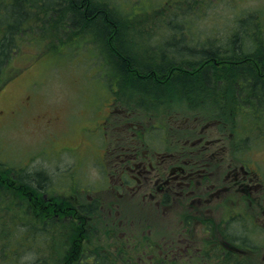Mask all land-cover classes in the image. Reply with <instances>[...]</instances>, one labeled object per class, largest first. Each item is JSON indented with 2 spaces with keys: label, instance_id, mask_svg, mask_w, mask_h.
Returning <instances> with one entry per match:
<instances>
[{
  "label": "rangeland",
  "instance_id": "374dc122",
  "mask_svg": "<svg viewBox=\"0 0 264 264\" xmlns=\"http://www.w3.org/2000/svg\"><path fill=\"white\" fill-rule=\"evenodd\" d=\"M110 1L118 4V10L123 13L120 14L123 17L121 36L126 37L124 41L135 44L133 49L142 45L143 50L150 53L157 49L155 46L162 45L160 48H164L169 41L175 40L177 43V40H181L180 47L192 53L201 49L197 48L199 41L211 36L209 46L218 45L234 30L237 32L241 24H247L248 31L264 43V0H183L179 3L176 0ZM180 7L184 9L179 10ZM247 15L253 18L249 21ZM245 18L247 20L243 22ZM100 50L92 42L87 43L85 48L80 44L77 53L67 58L49 51L37 52L34 48H24L10 60L0 83L1 176L10 172L9 177L13 171L3 169L1 164H15V170L20 172L23 181L31 186L41 200H44V196H53L60 203L65 201L67 205L57 218H70V222L67 221L71 224L77 221L80 230L74 237L82 236L84 225L82 220L72 219L71 211L76 206L86 205L90 197L95 198L97 194L101 196L95 191L107 186L108 169L101 163H110V155L104 161L101 156L106 152L110 131L103 128L109 124L103 118L107 115L106 104L110 103L109 100L113 103V109H116L112 111L115 112V118L129 117L133 111L137 117L145 119L142 130L151 141L157 142L160 150L167 152L179 148L196 151L201 144L191 143L199 142L196 138L201 133L204 137L202 144L203 141L211 143L220 138L217 145H223V142L231 144L230 157L248 163L247 168L252 169V174L258 171L264 179V141H255L254 138L249 141V136L244 135L249 130L244 126L237 128L236 135H227L233 132L232 125L224 124L227 127L225 130L223 123L217 121L219 103L216 106V99L213 98H217L219 93L214 91L224 86L217 85L214 91L203 93L200 100L180 94L171 99L169 92L163 97L148 98L139 89L129 91L122 87L116 88L114 92L105 78L109 76V70L107 74L105 72L106 62L102 63L100 56L96 55V51L100 53ZM244 50L251 51L247 47ZM193 59L196 60L195 57ZM121 109L129 110L125 113L127 110ZM196 114L200 115V122H191L190 117ZM43 115L56 116L58 119L49 126L40 119ZM95 122H100L97 131L102 133L88 136L89 132L86 134L83 128ZM157 123L159 126H155ZM95 160L100 164L99 167ZM12 174L17 177V174ZM34 174H37V180ZM0 191L1 195L12 193L25 196L26 199L22 191L15 192L12 187L9 189L1 179ZM250 191L251 195H242L238 207L241 215H235V219L230 221L232 231L246 237H251L254 223L258 224L255 229L264 226V189ZM117 197L120 203L112 209L113 219L100 212L91 213L90 218H85L89 232L86 239L82 237L80 241L89 261L100 253L117 260L118 264H153L150 261L153 256L149 254L152 243L178 237L179 230L184 228L180 226L182 220L186 221L188 214H193L186 207L188 200H183V208L173 206V197L166 206L159 199L160 202L156 203L155 199ZM70 204L73 208H70ZM6 209L0 208V213L4 214L0 218L2 245L14 225L11 222L12 215ZM222 210V207L214 206L209 213L218 220L221 219ZM32 212L36 215L35 211ZM120 218L123 219L122 224ZM15 227L22 228V225L15 224ZM48 227V230L40 232L41 236L37 234L29 250L21 252L18 257L21 261L37 259L39 264H64L74 247L73 239L69 238V233H61L57 224H49ZM51 228H57L60 232L52 231ZM131 234L128 239L126 235ZM254 235V241L259 244L256 253L264 257V241ZM250 243L247 245L249 248L252 247ZM144 249L148 250V254H143ZM209 249V243L195 244L191 252L186 250L180 258L173 256L171 264L225 262L215 258L210 261ZM125 250L127 256H124ZM141 255L144 256L140 259ZM102 264L110 263L103 260ZM248 264H260L259 259L248 260Z\"/></svg>",
  "mask_w": 264,
  "mask_h": 264
},
{
  "label": "trees",
  "instance_id": "16d2710c",
  "mask_svg": "<svg viewBox=\"0 0 264 264\" xmlns=\"http://www.w3.org/2000/svg\"><path fill=\"white\" fill-rule=\"evenodd\" d=\"M120 14L123 13L118 10V4L110 0H0V83L10 60L24 48L72 58L80 44L85 48L92 42L101 49L96 55L100 56L102 63L106 62L105 72L107 74L109 70V76L105 78L114 92L122 87L129 91L139 89L148 98L163 97L169 92L171 99L180 94L200 100L203 93L214 91L217 85L224 86L214 91L219 93L217 98H213L216 106L219 103L217 121L223 123L225 130L224 124L232 125L235 135L237 128L244 126L249 130L244 134L249 136V141L252 138L264 141V43L248 31L247 24L238 25L237 32L234 30L222 40V44L215 43L213 47L209 46L208 38L198 42L197 48L201 49L190 53L180 47L181 40L177 43L173 40L167 47L155 46L157 49L149 53L143 50L142 45L133 49L135 44L124 41L126 37L120 32L123 24ZM244 47L251 51H245ZM1 165L3 169L13 170L9 177L10 172L3 176L0 173L1 182L15 192L22 191L30 201L27 202L22 195H1L0 191V208H7L14 224L13 230L2 241L4 245L0 243V264H39L37 259L21 261L18 257L22 251L32 247L37 234L41 236L40 232L48 230L49 224L59 225L61 233H69V238L73 239L74 247L65 264H102L103 260L118 264L117 260L100 253L92 261L85 255L83 262H78L80 239L86 238L89 232L85 218L95 213L94 208L91 211L85 208L72 211L73 217H79L73 219L82 220L84 225L82 236L74 237L80 230L77 221L71 224L70 219L68 222L55 215H61L60 208L67 205L65 201L60 203L55 198L57 204L54 199L49 204L37 202L38 194L23 181L20 172L15 170L16 165ZM33 176L38 179L37 174ZM2 216L4 214L0 213V218ZM15 224H21L22 228L15 227ZM51 230L60 232L57 228ZM157 246L152 250L156 258L150 261L153 264H171L170 260H164L157 253ZM127 255L125 250L124 256Z\"/></svg>",
  "mask_w": 264,
  "mask_h": 264
},
{
  "label": "flooded vegetation",
  "instance_id": "af4514ba",
  "mask_svg": "<svg viewBox=\"0 0 264 264\" xmlns=\"http://www.w3.org/2000/svg\"><path fill=\"white\" fill-rule=\"evenodd\" d=\"M109 102L106 104L107 115L103 117L104 122L109 124L103 128L110 131L105 145L106 152L101 156L104 161L110 155V163L107 161L101 163L108 169L109 183L106 181L105 188L95 191L101 196L96 193L95 198L90 197V201L87 199L88 206L78 207V211L82 208L91 211L94 208L95 213L100 212L113 219L112 209L117 208L118 206H115L120 203L118 195L120 198L130 197L133 200L134 197L155 199L156 203L163 201L164 206L172 197L173 206H183V200H188L186 207L192 210L193 214H188L186 221L182 220L180 226L184 227L183 230H179L178 237L159 241L158 252L163 253L164 258L173 256L180 258L186 250L191 252L193 245L204 242L209 243L211 248L208 251L210 261L215 258L225 261L224 264H248V260L259 259V263L264 264V257H259L256 253L259 244L254 241L256 239L254 234L257 239L264 241V226L255 229V225L258 224L254 223V228L250 232L251 237H246L240 233L235 234L230 224L235 215H241L238 207L242 195H251L250 189L253 192L264 189V179L262 180L259 172L254 171L253 175L252 169L247 168L248 163L230 157V144L225 142L223 145L216 144L220 138L211 143L208 140L203 141L202 144L204 138L202 133L196 138L199 142L191 143L201 144L196 151L190 152L179 148L162 151L157 142L151 141L142 130L145 119L137 117L133 111L129 117L125 115L115 118V112L112 111L116 109H113L112 101ZM123 110H127L125 112L127 113L129 109H121ZM199 118L197 115L190 117L191 122H200ZM40 119L50 126L58 117L43 115ZM183 119L186 121V118ZM99 125L100 122L88 124L84 126V132L86 134L89 132L88 136L94 133L101 134L102 132L97 131ZM157 125L158 123L155 124ZM95 161L99 167L100 164ZM50 203L53 201L50 200ZM214 206L222 207L221 219L216 220L209 213ZM119 221L123 223L122 218ZM126 236L129 239L132 234ZM249 242L251 248L247 246ZM143 256L141 255L140 259Z\"/></svg>",
  "mask_w": 264,
  "mask_h": 264
},
{
  "label": "bare ground",
  "instance_id": "6f19581e",
  "mask_svg": "<svg viewBox=\"0 0 264 264\" xmlns=\"http://www.w3.org/2000/svg\"><path fill=\"white\" fill-rule=\"evenodd\" d=\"M178 37V36H177Z\"/></svg>",
  "mask_w": 264,
  "mask_h": 264
}]
</instances>
